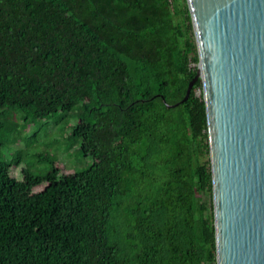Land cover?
Here are the masks:
<instances>
[{"label":"trees","instance_id":"1","mask_svg":"<svg viewBox=\"0 0 264 264\" xmlns=\"http://www.w3.org/2000/svg\"><path fill=\"white\" fill-rule=\"evenodd\" d=\"M182 1L0 0V149L4 110L76 109L70 141L95 159L17 180L0 156V264H216L199 79L181 102L198 63Z\"/></svg>","mask_w":264,"mask_h":264},{"label":"water","instance_id":"2","mask_svg":"<svg viewBox=\"0 0 264 264\" xmlns=\"http://www.w3.org/2000/svg\"><path fill=\"white\" fill-rule=\"evenodd\" d=\"M185 2L198 63L181 102L199 79L216 264H264V0Z\"/></svg>","mask_w":264,"mask_h":264},{"label":"rangeland","instance_id":"3","mask_svg":"<svg viewBox=\"0 0 264 264\" xmlns=\"http://www.w3.org/2000/svg\"><path fill=\"white\" fill-rule=\"evenodd\" d=\"M182 2L178 0V4ZM200 89L201 87L196 89L198 96L202 95ZM4 111L7 122L0 156L8 162L9 174L12 178L22 179L21 171L26 168L34 174L42 175L55 170L56 178L68 179L74 172L83 170L95 162L92 157L82 158L79 154V142L70 141L73 126L78 122L79 114L76 109L68 112L59 111L51 118L40 114L23 116L16 108ZM14 122L17 125V131L11 142L9 133ZM50 155L55 156L53 164L48 159ZM47 184L48 182H44L37 185L29 192L40 191Z\"/></svg>","mask_w":264,"mask_h":264}]
</instances>
